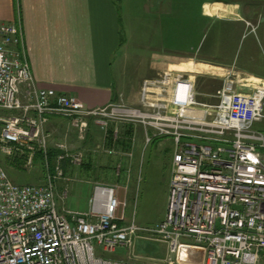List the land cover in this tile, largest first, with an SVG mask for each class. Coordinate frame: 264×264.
I'll return each mask as SVG.
<instances>
[{
    "label": "built area",
    "instance_id": "2783aa9c",
    "mask_svg": "<svg viewBox=\"0 0 264 264\" xmlns=\"http://www.w3.org/2000/svg\"><path fill=\"white\" fill-rule=\"evenodd\" d=\"M197 96L187 73L167 70L143 81L138 108L89 109L74 96L39 89L20 27L0 23L1 155L23 159L25 169L41 155L49 170L51 117L67 120L81 141L93 120L105 134L110 122L124 123L142 127L145 144L163 138L172 144L166 210L151 228L133 217L120 225L125 202L114 188L97 189L100 208L60 210L54 181L63 176L61 164L84 161L65 144L55 145L56 174L36 184L14 183L0 164V264H129L105 256L133 251L143 235L167 246V264H264V136L253 131L263 117L264 89L241 93L225 76L215 103Z\"/></svg>",
    "mask_w": 264,
    "mask_h": 264
},
{
    "label": "crops",
    "instance_id": "0c3cea01",
    "mask_svg": "<svg viewBox=\"0 0 264 264\" xmlns=\"http://www.w3.org/2000/svg\"><path fill=\"white\" fill-rule=\"evenodd\" d=\"M0 23L20 27L39 89L74 96L89 109L122 101L127 108H138L143 81L171 68L192 74L194 82L197 76H231L247 93L264 84V0H0ZM197 100L206 103L198 96ZM88 127L81 141L67 120L51 117L47 124L51 166L60 154L57 144L84 154L81 166L61 164L62 180L54 181L60 210L87 213L92 205L100 208L104 196L99 187L114 188L120 202L135 194V178L131 175L120 183L116 170L128 166L132 157L133 173L144 132L134 136L127 126L119 135L109 126L105 134L93 120ZM64 130V138L55 141L53 131ZM253 131L263 133L259 128ZM109 170H115L116 178L107 175ZM79 174H84V181L74 178ZM125 216L120 225L132 217L135 221L134 213L130 220ZM123 250L107 258L123 259ZM157 250L165 255L167 246L148 244L147 251ZM195 253L197 263L202 262L203 254Z\"/></svg>",
    "mask_w": 264,
    "mask_h": 264
},
{
    "label": "rangeland",
    "instance_id": "374dc122",
    "mask_svg": "<svg viewBox=\"0 0 264 264\" xmlns=\"http://www.w3.org/2000/svg\"><path fill=\"white\" fill-rule=\"evenodd\" d=\"M171 70L180 69L171 68ZM191 75L192 74L189 76ZM239 79L240 78H236V80ZM222 81L223 78L217 76L195 77V90L198 93V99L208 104L215 103L216 100L212 98V95H214L220 88ZM239 86L240 87L237 88L239 92L247 93L240 91L246 89L245 86ZM256 88L264 89V84L260 83ZM121 103L126 106L123 101L120 102V104ZM262 111L263 117L259 122L255 123L256 126L253 129H261L264 136V100ZM0 114L4 115L6 112L0 111ZM109 126H112L111 128L116 129L118 134L121 135L123 134V131H126L125 129H127V126L129 127L130 125L110 122ZM130 127V132L131 134L134 133V136L135 132L137 133L136 136H139V133L143 135L144 131L141 127ZM67 133L65 130L59 132L53 131L52 137L55 141H61ZM68 139L69 138L67 137L66 140L68 141ZM50 146L52 147V142ZM138 153L139 155L136 160V166L132 174L130 173V171L132 172V157L128 158L130 160V162H127L128 166L122 165L120 168V183L121 181L123 182L131 178V175L135 178V194L133 198L128 195L127 201L125 202L124 215H126L125 217L130 220L134 213L136 224L154 226L162 221L166 209V199L170 180L172 144L164 138L154 141L151 144H145L141 141L139 143ZM7 158H10V160ZM0 164L5 169L8 177L17 184H36L43 181L48 175L56 174L54 173V166L51 167V171L45 169L43 158L35 159L32 167L30 169H25L23 159L19 157H6L0 154ZM107 175L111 179L116 178L115 170H109ZM77 177H80L81 181H84L86 178L84 174L74 176V178ZM60 182L61 181H59V184ZM64 184V186L67 187V183H65V181ZM147 241L149 242L148 244L152 245L156 243L161 244L160 242L141 238L135 242L133 251L124 249V258L119 260L126 261L129 264H167L165 262L167 259V252L164 255V251H160V249L159 251L157 250V252L150 253L147 251L148 244L145 243ZM161 253L162 255H160Z\"/></svg>",
    "mask_w": 264,
    "mask_h": 264
},
{
    "label": "trees",
    "instance_id": "16d2710c",
    "mask_svg": "<svg viewBox=\"0 0 264 264\" xmlns=\"http://www.w3.org/2000/svg\"><path fill=\"white\" fill-rule=\"evenodd\" d=\"M220 1H224V2H229V1H232V0H220ZM39 156H41V155H37L36 157H35V159H40V157ZM7 159H9L10 160V158H7ZM52 159H54L53 158V154H52V152H48V163H49V170L51 171L52 170V166H51V162H52Z\"/></svg>",
    "mask_w": 264,
    "mask_h": 264
}]
</instances>
